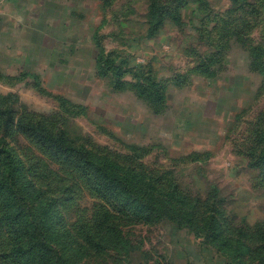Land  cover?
<instances>
[{"label":"rangeland","instance_id":"374dc122","mask_svg":"<svg viewBox=\"0 0 264 264\" xmlns=\"http://www.w3.org/2000/svg\"><path fill=\"white\" fill-rule=\"evenodd\" d=\"M263 131L264 0H0V264H264Z\"/></svg>","mask_w":264,"mask_h":264},{"label":"trees","instance_id":"16d2710c","mask_svg":"<svg viewBox=\"0 0 264 264\" xmlns=\"http://www.w3.org/2000/svg\"><path fill=\"white\" fill-rule=\"evenodd\" d=\"M262 133H263V137H262V140L260 141V142H262V148H259L260 153L258 155L259 157H257V158L259 159L260 164L264 168V131ZM76 148H79V147H76ZM2 151H6L8 153V157H12V153L10 152V150L3 147ZM84 154L88 155V152H85ZM12 168H13V160H11L9 162L8 179L11 182V187H13V186L15 187V174L13 173ZM100 170L103 174L111 175V172H108L106 167H102V168H100ZM9 189H12V188H9ZM209 229H212V226H210Z\"/></svg>","mask_w":264,"mask_h":264}]
</instances>
